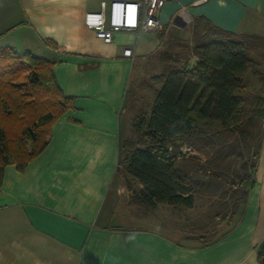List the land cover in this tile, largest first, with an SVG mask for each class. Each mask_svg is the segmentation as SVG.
Here are the masks:
<instances>
[{
    "label": "crops",
    "instance_id": "1",
    "mask_svg": "<svg viewBox=\"0 0 264 264\" xmlns=\"http://www.w3.org/2000/svg\"><path fill=\"white\" fill-rule=\"evenodd\" d=\"M110 1L0 0V48L50 61L60 93L72 101L35 157L3 168L0 264H264L257 255L264 241V125L247 199L208 244L181 243L120 211L117 177L131 71L135 59L158 50L157 32L190 35L192 19L203 16L223 30L264 38V0H167L158 29L119 31L106 43L84 16ZM127 46L132 57L123 55ZM125 179L143 187L127 173Z\"/></svg>",
    "mask_w": 264,
    "mask_h": 264
},
{
    "label": "trees",
    "instance_id": "2",
    "mask_svg": "<svg viewBox=\"0 0 264 264\" xmlns=\"http://www.w3.org/2000/svg\"><path fill=\"white\" fill-rule=\"evenodd\" d=\"M189 28L188 39L164 28L157 32L165 47L156 51L163 64L159 88L149 110L136 115L137 136L122 160L128 176L143 185L133 195L138 205L192 208L198 195L209 193L215 199L210 215L225 220L254 184L264 125V38L223 30L203 16ZM250 71L258 76L256 87L246 81ZM71 107L50 61L0 48V179L6 165L22 168L43 149L54 120ZM250 138H257L251 173L245 162L238 179L239 168L232 169L237 144ZM257 255L264 263V241Z\"/></svg>",
    "mask_w": 264,
    "mask_h": 264
},
{
    "label": "rangeland",
    "instance_id": "3",
    "mask_svg": "<svg viewBox=\"0 0 264 264\" xmlns=\"http://www.w3.org/2000/svg\"><path fill=\"white\" fill-rule=\"evenodd\" d=\"M183 39H188L189 35L186 33L178 34ZM165 43V42H164ZM165 47L161 46L158 51H163ZM157 51V52H158ZM157 52L135 59L133 69L128 85V92L123 113V131L122 136L125 139L123 144V155L134 145L137 132L134 128V120L136 115L141 111H148L155 97L156 90L159 88L157 75L160 73L162 63L157 59ZM194 62V60H192ZM262 66V65H261ZM264 67V66H263ZM250 71L246 81L249 87H256L258 83V76L256 73ZM47 94L44 93V96ZM262 128V125L260 126ZM246 144L241 141L238 142V149L235 151L232 169L234 166L239 168L238 179L243 175L242 164L247 163V173H251L250 161L252 159L255 143L257 138H250ZM12 149L15 143H10ZM32 149L29 143L25 146V151L28 153ZM191 155V154H189ZM193 155V153H192ZM119 167L117 177L118 182L123 186L120 192L121 204L120 211L131 216L143 218L157 226L163 233L170 237L177 239L181 243L189 245H198V240L206 242L212 236H218L224 233L233 221V216L227 217L225 220L212 217L210 211L215 207V199L209 193H202L195 198V203L192 208L172 207L169 205H159L155 210L149 211L144 206H140L133 200V195L138 190L137 186L131 182V187L127 186V179H125L124 163ZM230 175V174H229ZM237 179V180H238ZM120 188V187H119ZM231 199V198H230ZM233 223V222H232Z\"/></svg>",
    "mask_w": 264,
    "mask_h": 264
},
{
    "label": "built area",
    "instance_id": "4",
    "mask_svg": "<svg viewBox=\"0 0 264 264\" xmlns=\"http://www.w3.org/2000/svg\"><path fill=\"white\" fill-rule=\"evenodd\" d=\"M167 0H111L101 2L100 10L87 12L85 25L92 29L97 38L109 43L119 31L148 32L160 27L158 14ZM126 57L133 56V48L123 50ZM187 150L188 148H184Z\"/></svg>",
    "mask_w": 264,
    "mask_h": 264
}]
</instances>
